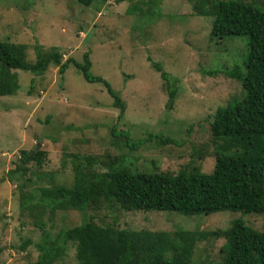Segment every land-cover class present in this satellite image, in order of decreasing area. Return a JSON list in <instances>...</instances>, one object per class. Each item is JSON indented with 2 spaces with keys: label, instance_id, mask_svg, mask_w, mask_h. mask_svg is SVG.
<instances>
[{
  "label": "rangeland",
  "instance_id": "obj_1",
  "mask_svg": "<svg viewBox=\"0 0 264 264\" xmlns=\"http://www.w3.org/2000/svg\"><path fill=\"white\" fill-rule=\"evenodd\" d=\"M241 1L264 10V0ZM194 2L93 0L83 6L75 0H0V41L24 44L29 61L34 59V46H55L61 61L72 58L78 63L87 52L88 72L103 78L124 102L119 114L104 85L87 82L71 63L62 74L54 65L38 75L10 69L21 88L14 90L8 81L7 93L0 96V264H34L40 245L50 243L58 231L88 220L118 229L213 231L240 219L264 232V211L183 215L85 205L49 213L36 199L37 187L71 185L72 154L111 160L135 171L175 173L188 164L202 172L212 169L208 123L217 106L243 93L239 81L220 70L243 69L246 40L239 35L210 39L212 17L192 14ZM152 62L160 65L167 86L175 90L170 108ZM112 125L117 131L127 130L131 141L143 143L126 147L122 137L111 136ZM148 133L177 143L144 140ZM36 143L35 151L44 152L40 164L28 158L25 174L10 179L7 170L19 163V151L30 153ZM93 167L104 170L97 162ZM28 191V203H39L31 210L19 205L20 195ZM39 221L42 227L35 225ZM223 242L220 236L200 239L189 264H220ZM57 243L65 249L51 264H78L73 244L63 245L60 239Z\"/></svg>",
  "mask_w": 264,
  "mask_h": 264
},
{
  "label": "trees",
  "instance_id": "obj_2",
  "mask_svg": "<svg viewBox=\"0 0 264 264\" xmlns=\"http://www.w3.org/2000/svg\"><path fill=\"white\" fill-rule=\"evenodd\" d=\"M75 1L88 6L93 0ZM192 8V14L212 17L210 39L239 35L246 40V55L242 59L244 70L237 66L220 70L226 77L238 80L243 93L239 99L217 106L208 123L213 146L212 169L202 172L196 165L188 164L175 173L135 171L114 165L111 160L90 156L78 159L72 154L70 186L50 183L37 187L36 199L41 201L42 208L52 213L58 209L81 210L85 205L94 208L105 205L119 212L155 210L183 215L220 210L264 211V10L241 0H195ZM34 53L32 61L25 60L24 44L0 41V96L7 93L8 81L14 90L21 88L14 69L38 75L54 65L62 74L71 63L87 82H101L113 106L122 114L124 102L119 95L103 78L88 72L87 52L83 53L81 63L72 58L61 61L55 46L47 50L34 46ZM151 65L161 76L168 94L166 107L170 108L175 90L167 86L166 73L160 65L153 62ZM110 134L122 137L130 149L143 143L131 141L127 130L117 131L114 125ZM152 139L161 144L177 143L168 136L151 133L144 140ZM32 152L19 151V163L7 170L10 179H20L19 176L25 174L24 164L28 158L35 165L40 164L44 152ZM96 162L102 164L104 170L94 168ZM30 198V191L22 193L20 208L31 210L39 204L28 203ZM108 224L99 225L88 220L58 231L50 243L39 246L34 264H51L61 256L65 247L58 245L59 239L63 245L73 244L78 264H189L195 243L208 236L224 238L220 246V264H264V232L246 226L240 219L231 220L225 229L213 231L118 229ZM35 225L42 227L43 222Z\"/></svg>",
  "mask_w": 264,
  "mask_h": 264
},
{
  "label": "water",
  "instance_id": "obj_3",
  "mask_svg": "<svg viewBox=\"0 0 264 264\" xmlns=\"http://www.w3.org/2000/svg\"><path fill=\"white\" fill-rule=\"evenodd\" d=\"M37 146H38V143H36V145H35V148H34V150H33V151H35V150H36ZM33 153H34V152H32V154H33Z\"/></svg>",
  "mask_w": 264,
  "mask_h": 264
}]
</instances>
